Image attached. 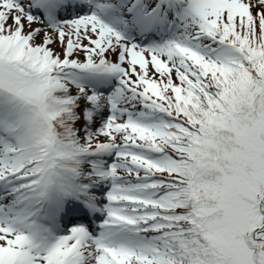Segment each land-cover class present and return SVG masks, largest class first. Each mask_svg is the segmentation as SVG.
<instances>
[{
    "label": "snow or ice",
    "instance_id": "obj_1",
    "mask_svg": "<svg viewBox=\"0 0 264 264\" xmlns=\"http://www.w3.org/2000/svg\"><path fill=\"white\" fill-rule=\"evenodd\" d=\"M0 264H264V0H0Z\"/></svg>",
    "mask_w": 264,
    "mask_h": 264
}]
</instances>
